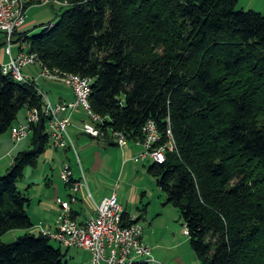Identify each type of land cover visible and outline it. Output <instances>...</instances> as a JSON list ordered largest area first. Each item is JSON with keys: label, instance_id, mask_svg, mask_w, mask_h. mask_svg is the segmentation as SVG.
Masks as SVG:
<instances>
[{"label": "trees", "instance_id": "trees-1", "mask_svg": "<svg viewBox=\"0 0 264 264\" xmlns=\"http://www.w3.org/2000/svg\"><path fill=\"white\" fill-rule=\"evenodd\" d=\"M56 1L66 3L51 5L59 21L16 32L14 43L49 69L92 80L104 139L113 130L134 144L153 120L165 141L170 127L176 151L148 172L179 210L200 264H264V14L238 10L237 0ZM43 105L34 83L0 71V137L21 109L41 116L0 176V264H66L32 230L31 200L17 187L50 143ZM14 230L25 233L2 243Z\"/></svg>", "mask_w": 264, "mask_h": 264}, {"label": "built area", "instance_id": "built-area-1", "mask_svg": "<svg viewBox=\"0 0 264 264\" xmlns=\"http://www.w3.org/2000/svg\"><path fill=\"white\" fill-rule=\"evenodd\" d=\"M52 4L66 5L65 2L56 0H0V33L6 39L7 47L4 51L9 57L6 63H0V71L3 75H10L19 83L35 84V80L25 75L23 69L27 66H38L39 78L59 81L71 89L74 99L69 103L52 105L44 98L43 115L48 119L47 131L51 146L58 150L73 151L81 171V180L73 181L72 170L67 162L63 164L59 173L62 183L70 188L71 202H75L77 193L85 188L94 212L83 223H78L71 217L70 202L58 200L60 212L55 218V230L50 231L39 224L36 226L37 232L67 249L87 251L92 264L155 263L151 248L142 241L143 231L135 217H129L127 222L124 221V209L118 203L116 194L96 202L88 191L74 142L68 132L75 114L81 112L85 116V120L80 122V131L89 137L103 141L110 139L121 149L127 148L129 144L126 136L119 131H109L108 138L104 139L106 131L104 132L103 126L107 118L96 114L91 108L89 97L92 80L58 69H49L39 61L37 54L26 51L23 42L18 44L22 50L17 56L14 57L12 54L15 44L13 36L23 29L28 9ZM52 26L53 24H48L46 28ZM37 90L39 91L38 87ZM25 113V123L13 126L9 131L10 139L15 145L29 137L31 126L38 123L41 118L40 111L35 107H25ZM142 135V140L134 143L142 149L141 153L132 159L135 163L149 158L153 163L161 164L165 161L167 152L176 151V143L170 127L166 131L164 141L156 122L149 120L142 128Z\"/></svg>", "mask_w": 264, "mask_h": 264}, {"label": "rangeland", "instance_id": "rangeland-1", "mask_svg": "<svg viewBox=\"0 0 264 264\" xmlns=\"http://www.w3.org/2000/svg\"><path fill=\"white\" fill-rule=\"evenodd\" d=\"M59 8L60 7H53L51 5L31 7V10L29 8L26 17V21L29 25H26L25 31L30 35H37L40 33L43 25H48L50 23L56 24L59 21ZM237 9L244 11L253 10L264 14V0H237ZM6 47V39L4 35L0 33V53ZM16 50L17 47L15 46L12 52L14 53ZM29 67L32 66L25 67L23 73ZM24 116L25 109H21L17 115L16 122H25ZM17 145L12 143L9 131L0 137V149H5L7 150L6 152H8L9 149L13 150L12 148L17 146L18 148L14 151L15 154L20 149V145ZM22 145L29 147V141L25 140ZM108 148L113 150L116 149L115 147ZM71 156L73 157L72 168L77 169L76 158L73 154H71ZM78 156H80L79 153ZM110 157L112 159L111 166L113 168L116 165L122 168L119 152L112 153ZM10 159L11 156L3 160L5 164L0 170V176L7 174V165ZM41 161L42 160H40V162ZM152 164L153 161L149 158L140 163L132 161L126 166V174H120L119 169V177L114 179L111 178V175H106L105 172L93 174L91 171H85L84 169L89 192L94 194L95 191L89 182L91 177L93 178L94 187L99 185L97 190L100 194L115 193L118 198V203L130 214V216L135 217L136 220L138 219V224L143 231V240L149 244L151 251H153L152 255L156 256V254H158L160 256L159 261L156 259V263L148 264H176L174 261L176 258H179L183 264H199L189 244V239L185 232L179 210L167 203V197L157 186V178L148 172V168ZM51 166L56 172L58 162L48 164L45 170H49ZM55 179L58 180L57 175H55ZM45 182V172L41 168L35 170L34 168L27 167L24 171V178L17 184L18 189L23 193L25 192L28 198L32 200L30 208L28 207L26 211L34 225H38L39 222L48 224V222L52 221L50 220V215L48 217L42 216L36 209V203L43 200V196L46 194ZM29 186L31 187L29 188ZM24 233L25 230L10 231L1 237V242L10 244ZM51 245L55 249H61L62 253L66 254L64 257V263L66 264H92L89 260V254H87L85 250L75 248L67 249L53 241H51ZM164 259L167 260L162 261Z\"/></svg>", "mask_w": 264, "mask_h": 264}, {"label": "crops", "instance_id": "crops-1", "mask_svg": "<svg viewBox=\"0 0 264 264\" xmlns=\"http://www.w3.org/2000/svg\"><path fill=\"white\" fill-rule=\"evenodd\" d=\"M27 23L28 22L26 21L22 29L23 32L25 31L27 27L26 25H29V23L28 24ZM15 46L17 47V50L14 53L12 52L14 57L17 56V54L20 52L18 51L19 45L14 44L13 47ZM8 59L9 57L7 56V54H5V51L2 50L0 53V63L4 64L8 61ZM39 72L40 70L38 66H32V67H29L24 73L25 75L30 76L31 78L35 80V84L38 87L40 94L43 96V98H46L52 105L59 104V103H69L74 99L71 89L65 87L59 81H49V80L39 78ZM25 119H26V113L24 116V120ZM83 120H85V116L83 115V113L81 112L76 113L75 117L73 118V123L71 127L68 129L69 135L74 142L75 148L77 147L76 151L78 149L77 154L79 153L80 155L78 157H79L80 164L83 165L81 166L83 167L82 169L83 170L85 169V171L86 170L91 171L93 174L105 172L106 175L107 174L111 175V178L113 179L116 177H119V169H120V174L122 173L126 174L125 173L126 166L127 164L133 161L132 159L136 155H138L141 152L142 149L140 148V146H136L133 143H129L127 148L121 149L114 144L112 145V143L110 142L93 139L89 137L88 135L83 134L80 131V126H81L80 122ZM23 123L25 122L18 121V123L17 122L14 123L13 126L23 124ZM25 140H28V138ZM25 140L19 143L20 149L17 152H22L28 148L27 146L22 145V143ZM17 146L13 147L12 148L13 150L9 149L8 152H6L7 150L5 149H0V170L2 167H4V164H5L3 160L7 159V157L9 156H11V159H10V162H8L7 169H9V167L12 165L11 164L12 160L14 159V156L17 154V152L14 154V151H16V149L18 148ZM108 147H115L116 149L113 150ZM114 152H119L121 156L122 168H120L118 165H116L114 168L111 166L112 159L110 155ZM71 154H73V156L75 157V154L73 153V151L69 149H65V150L54 149L49 143V146L46 152L42 154V156L38 159L37 164L34 167H31V168H34L35 170H39V168H41L45 172L46 194L45 196H43V200H40L36 203V209L38 210V213L42 216L48 217L50 215V220L52 221L48 222V224H43L42 222H39V224H42V226L45 229H48L50 231L55 230V218L57 216V213L60 212V206H59L58 200L70 202L72 216L74 217V220L78 223H83L88 217L92 216L94 212L92 202L88 199L87 190L85 188H82V190L79 193H77V195L75 196L76 201L71 202L70 188L66 186L64 183H62V181L60 180L59 173H60L61 167L64 163H67V162L70 164L72 175L74 176V178L79 179L81 176L79 167H77V169L72 168L73 167L72 165L73 157L71 156ZM40 160L42 161L40 162ZM54 162L55 163L58 162L56 172L54 171V168H52V166L50 167L49 170H45L48 164L50 163L54 164ZM76 164L78 166L77 162ZM55 175L58 176V180L55 179ZM89 182L91 186H93V188L95 189L94 194L90 193L94 201L99 202L101 199L105 197H109L110 195L113 194V193L100 194L97 190L99 185L94 187L93 178L90 177ZM30 187L31 186H29V188ZM116 198H117V195H116ZM31 204H32V200H31ZM124 213L128 214V212L125 209H124ZM53 219H54V223H53ZM33 226L34 227L32 230L34 231V233L39 234L37 232L38 230L36 229L37 225L33 224ZM142 241L146 245L149 246V244L143 240V236H142ZM87 254L89 253L87 252ZM88 256H89V260L91 261L90 254ZM152 257L155 260V263L157 261L156 259H158L159 261L160 256L158 254H156V256L152 255ZM166 260L167 259H164L162 261H166ZM174 261L176 264H183L179 258H176Z\"/></svg>", "mask_w": 264, "mask_h": 264}]
</instances>
